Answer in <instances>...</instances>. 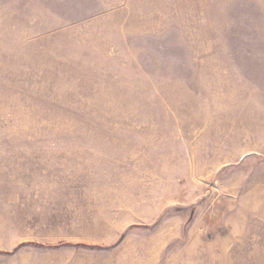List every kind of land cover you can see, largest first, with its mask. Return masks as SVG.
Segmentation results:
<instances>
[{"label":"rangeland","instance_id":"rangeland-1","mask_svg":"<svg viewBox=\"0 0 264 264\" xmlns=\"http://www.w3.org/2000/svg\"><path fill=\"white\" fill-rule=\"evenodd\" d=\"M0 264H264V0H0Z\"/></svg>","mask_w":264,"mask_h":264}]
</instances>
